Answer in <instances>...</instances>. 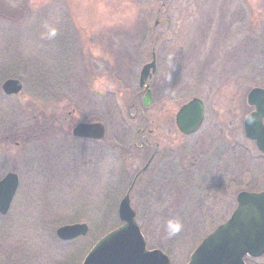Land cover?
Masks as SVG:
<instances>
[{
	"label": "rangeland",
	"instance_id": "obj_1",
	"mask_svg": "<svg viewBox=\"0 0 264 264\" xmlns=\"http://www.w3.org/2000/svg\"><path fill=\"white\" fill-rule=\"evenodd\" d=\"M159 9L158 68L144 112L153 119L147 127L159 123L160 149L173 152L131 191L147 248L186 264L230 217L240 190L264 189V155L244 135L246 96L264 87V0H0V179L19 175L0 214V264H82L121 225L119 202L145 162L130 147L141 116L128 109L151 60ZM11 77L22 81L21 94L3 93ZM193 97L204 101V123L180 137L175 115ZM60 103L76 110L75 122L105 123V139L30 133ZM77 222L88 224L86 235L58 238L59 226ZM246 261L264 264V255Z\"/></svg>",
	"mask_w": 264,
	"mask_h": 264
},
{
	"label": "water",
	"instance_id": "obj_2",
	"mask_svg": "<svg viewBox=\"0 0 264 264\" xmlns=\"http://www.w3.org/2000/svg\"><path fill=\"white\" fill-rule=\"evenodd\" d=\"M156 41L157 37L152 48V60L140 72L139 85L145 92V106L152 103L149 79L157 70ZM2 89L8 95L18 94L23 85L20 80L10 78L3 83ZM247 102L255 109L245 118V134L256 140L259 149L264 153V88H252ZM203 120L204 105L198 97L183 104L176 114L177 126L185 134L196 132ZM73 134L102 139L105 136V125L98 121L80 122L75 126ZM135 180L119 203L118 215L122 224L103 236L89 251L82 264H171L169 256L161 249L147 248L145 237L136 220V212L131 205L130 194ZM18 185L19 177L15 172L7 173L0 180L1 214L9 211ZM236 201L237 206L230 218L201 241L187 264H247V256L257 258L264 255V190H242L237 194ZM88 231V224L80 222L62 225L57 228L56 234L62 240H73L86 235Z\"/></svg>",
	"mask_w": 264,
	"mask_h": 264
},
{
	"label": "flooded vegetation",
	"instance_id": "obj_3",
	"mask_svg": "<svg viewBox=\"0 0 264 264\" xmlns=\"http://www.w3.org/2000/svg\"><path fill=\"white\" fill-rule=\"evenodd\" d=\"M159 11V10H158ZM157 11L156 19H158V14L159 12ZM159 25V24H158ZM157 25V26H158ZM127 60V56H123V66L125 67L126 63L125 61ZM149 86L152 90L151 87V81H149ZM94 92V91H93ZM153 93V90H152ZM97 94H101L102 96L105 94L104 91H97ZM153 95V94H152ZM144 93L143 90L140 88V90L134 95V98L132 99L131 105L129 106V116L131 119H137L138 115L141 117V126L137 128L136 130V139L133 144L130 145V147H135L138 148L140 152H134V154L141 158L145 159V162L142 166V168L138 169L135 173V175L141 170L144 169L145 166H147L138 176L135 186L140 183L142 175L148 171L149 167H151L152 164L158 162V167L156 168L154 175H158L159 172H161V166L165 165L168 163L169 157H171V152L170 150H161V141L157 140L154 136L157 130L159 129V123L156 124V128L153 127H147V125L153 123V119L148 118L145 116V105H144ZM59 102V101H58ZM105 102V101H103ZM106 103V102H105ZM62 103H60L58 109H60L58 112H53L50 115L46 114H41L42 120L39 122L38 126L33 130L32 133H35V135L39 136L41 139L42 138H62L61 134L63 130H65L68 134H72V138L75 141H94V142H100L102 140H94V139H84V138H78L73 136V128L79 123V122H84V120H80L78 122H75L72 117L74 113L76 112L75 109H70L64 107L62 109ZM134 108V113H131V109ZM70 109V110H69ZM94 121V120H91ZM176 126V123H175ZM68 127V128H67ZM64 128V129H63ZM177 129V126H176ZM178 130V129H177ZM30 132V133H31ZM179 136H189V135H184L178 130ZM30 135V134H29ZM254 146L256 147V150L259 152L257 149V144L256 141L254 140H249ZM185 152V150H183ZM160 157V158H159ZM159 158V159H158ZM134 178V177H133ZM147 183V181H143L142 184ZM132 184V181L130 185Z\"/></svg>",
	"mask_w": 264,
	"mask_h": 264
}]
</instances>
